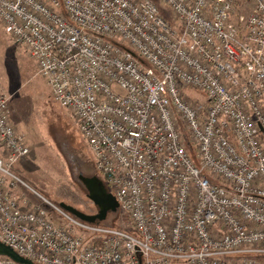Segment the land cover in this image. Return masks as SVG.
I'll return each mask as SVG.
<instances>
[{
	"label": "built area",
	"instance_id": "2783aa9c",
	"mask_svg": "<svg viewBox=\"0 0 264 264\" xmlns=\"http://www.w3.org/2000/svg\"><path fill=\"white\" fill-rule=\"evenodd\" d=\"M161 1L171 20L153 0H0L129 225L13 172L31 150L0 92V242L34 264H264V0Z\"/></svg>",
	"mask_w": 264,
	"mask_h": 264
},
{
	"label": "rangeland",
	"instance_id": "374dc122",
	"mask_svg": "<svg viewBox=\"0 0 264 264\" xmlns=\"http://www.w3.org/2000/svg\"><path fill=\"white\" fill-rule=\"evenodd\" d=\"M167 19L172 13L161 0ZM0 92L10 98L11 122L30 147V155L13 166L33 190L56 206L61 203L96 215L99 210L88 199L83 179L98 178L109 193L103 175L70 110L52 97L47 80L39 74L37 62L15 45L0 23ZM185 96L205 103V95L190 88ZM32 196L31 192L25 191ZM105 225L128 229L126 217L118 210L109 213ZM4 259L0 257V261Z\"/></svg>",
	"mask_w": 264,
	"mask_h": 264
},
{
	"label": "water",
	"instance_id": "95a60500",
	"mask_svg": "<svg viewBox=\"0 0 264 264\" xmlns=\"http://www.w3.org/2000/svg\"><path fill=\"white\" fill-rule=\"evenodd\" d=\"M88 190V199L94 203L99 212L96 215L86 214L73 206L61 203L60 207L76 217L77 219L89 223L96 224L104 222L108 214L116 213L119 210V203L114 194L109 193L104 184L98 178L83 179ZM0 257L7 258L16 264H34L32 261L25 259L14 252L11 248L0 242Z\"/></svg>",
	"mask_w": 264,
	"mask_h": 264
},
{
	"label": "trees",
	"instance_id": "16d2710c",
	"mask_svg": "<svg viewBox=\"0 0 264 264\" xmlns=\"http://www.w3.org/2000/svg\"><path fill=\"white\" fill-rule=\"evenodd\" d=\"M153 1L156 3L155 0H153ZM156 4L159 6V8H160L162 14L165 15V11L163 10L161 4H159L158 2H157ZM185 141H186V146H187L188 151L190 152L191 156L196 160V152H195V148H194V146H193V144H192V142H191V140H190V137H189L187 134H186ZM95 225L103 226V227H110V228H117V227H115L114 225H105V224L102 223V222H97ZM263 261H264V259H263Z\"/></svg>",
	"mask_w": 264,
	"mask_h": 264
}]
</instances>
